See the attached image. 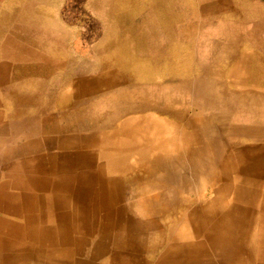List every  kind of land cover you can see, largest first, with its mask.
Returning a JSON list of instances; mask_svg holds the SVG:
<instances>
[{
  "label": "rangeland",
  "instance_id": "374dc122",
  "mask_svg": "<svg viewBox=\"0 0 264 264\" xmlns=\"http://www.w3.org/2000/svg\"><path fill=\"white\" fill-rule=\"evenodd\" d=\"M26 4L25 24L17 32L2 34L1 28L8 26L0 25V149L8 156L0 165V185L20 184L24 176L49 181L47 167L70 165L67 159L80 161L83 185L71 195L72 183L58 181L66 184L54 191L53 218L45 203L38 212L29 209L22 197L10 204L0 199V264L112 262L108 255L93 258L97 247L117 253L119 264H154L173 234L179 236L177 245L190 246L192 257L182 264H197L198 258L201 262L205 258V264H264V161L253 158L252 166L242 158L226 162L240 149L237 146L252 145L256 152L264 145V4L252 0H35L32 6ZM195 99L198 104L192 102ZM241 108L256 111L260 120L241 115ZM71 110L80 113L69 120L65 115ZM93 116L101 117L95 130ZM130 118L156 123L160 135L170 128L185 134V141L178 137L172 144L180 149L179 155L181 151L193 155L192 160L168 165L169 174L162 178L148 177L137 167L122 173L114 171L115 165L97 167L93 160H98L100 150L115 148L119 122ZM196 118L208 122L210 131L195 129L191 121ZM256 127L262 129L258 135L253 131ZM104 134L110 136L105 144L90 143ZM151 139L142 140L150 143ZM210 156L215 159L212 170ZM155 194L162 198L151 201L152 206L165 207L163 214L176 213V219L178 213L215 198L217 213L230 207L235 230L223 246V259L213 257L207 243L200 249L192 244L201 238L197 235L201 229L191 223L194 216L182 214L184 228L169 232L168 223L173 222L168 216H150L137 207ZM231 196L237 198L232 201ZM110 197L118 210L103 227L110 231L109 226H117L115 245L104 240L99 246L87 242L74 246L39 233L48 230L50 219L52 231H64L69 227L64 205L78 203L86 209L75 208L78 217L75 223L70 221L71 227L79 232L88 228L92 239L102 229L101 216L87 208ZM81 219L90 222L78 225ZM181 232L191 241H181ZM205 232L210 233L208 228Z\"/></svg>",
  "mask_w": 264,
  "mask_h": 264
},
{
  "label": "bare ground",
  "instance_id": "6f19581e",
  "mask_svg": "<svg viewBox=\"0 0 264 264\" xmlns=\"http://www.w3.org/2000/svg\"><path fill=\"white\" fill-rule=\"evenodd\" d=\"M228 37L230 38V36H228ZM228 39L226 41L227 44L230 43V41ZM108 99H110V98H108ZM133 99H135V98H133ZM195 100H193L192 102L195 104H198L199 100H197V99H195ZM104 101H101V103ZM86 106H87V108H85V109H88L89 107H88L87 102H86ZM246 111L248 113L243 111L241 108V112H242L241 115L249 116L250 118H254V119L260 118L257 115L256 111H254L250 108H247ZM79 113H80V111L76 112L74 110H71L65 116H66V118L71 120L73 118V116L78 117L77 115ZM82 115H83V112H82ZM92 118L93 119H92L91 128L93 130H95L96 126H98V124L100 122L101 117L93 116ZM196 120H197V118L191 121V123H193V126L195 127V129H197L199 132L200 131H204V132L210 131V127L208 128V122H206L203 119H199L197 121ZM133 121H135V120L133 118H130L129 120L119 122L118 131L120 133L119 134L120 136H118V135L116 136V140L114 141L115 148L109 152H104L103 150H100V154H98V158H97L98 160L97 161L93 160L94 162H97L96 163L97 167L100 168V166L107 167V166L115 165L116 167L114 168V171L117 173H122V171L124 169L127 170V169H130L131 167H137L138 169H142V172H145L148 177H153V176L157 177V175H160V177L162 178V177H165L169 174L168 165L173 164L175 162H179L181 164V160H185V162L192 160L193 155H189L187 157L186 155L182 154V151H181V154L179 155L177 153V151L180 149L175 148L172 144L174 139H177V141H178V137L180 139L182 138L181 139L182 141H185L187 138V136L185 134L182 136L181 132L175 133L170 128V129H168V134L160 135L161 132H160L159 128L157 127L158 125H156V123L153 124L151 121H146V120H145V122L143 121L142 123L133 122ZM248 128L251 129L249 126H248ZM253 131H254L255 135H258L260 133L259 131H262V129L259 127H256V128H254ZM109 137H110L109 135L104 134L103 139L93 138V139H91L90 143L93 146L99 147L100 143L103 142V144H105L104 142H108ZM150 138H153V140L151 139L152 141L150 143H147V141L145 142L142 140V139H150ZM175 145H177V144L175 143ZM183 145H186V144H183ZM217 145H218V143L215 144V146H217ZM237 147H239L240 149L234 153L233 157L230 156L229 159L226 157V160H227L226 162H228L229 164L240 162L241 161L240 158H242V162L249 160V166H252L251 164L255 163L253 158H257V159L260 158L261 161H264V145H261L260 146L261 150L256 151V152H255L256 148L252 145H245V146L240 145ZM184 152H187V151H184ZM5 153H6L5 151L0 149V165H4L5 162L8 161V158H7L8 156H7V154L5 155ZM38 156H35L36 158L34 157L33 160L38 161L39 160ZM202 156L203 155H201V160H204L205 158H203ZM4 157H6V158H4ZM213 157L214 156H210L209 161H208L210 163V170H212L213 161H215V159ZM79 158H80V155H79ZM25 160L27 161V159H25ZM33 160H32V158H30L29 161H33ZM67 160H69L70 165H68V164L62 165L61 168L52 167L53 165L50 167H47L48 175H47L46 179H48L49 181H42V180H40V178H38L36 176H34V178H32V179H28L27 176H24L22 179V182L20 184L18 183V181L17 182H13V181L8 182L7 181V183L1 184L0 185V196H1L0 199L2 201H5L7 204H10V203H13L15 200L24 198L26 206L29 207V209L36 210L38 212H41L42 203H45L48 210H50V216L49 217L53 218L52 210L54 209V201H53L54 200V197H53L54 191H56V190L58 191L61 188L64 189V186H61V184L62 185L66 184V182H58V181H62V180L66 181L67 180V181H69L68 183H72V185H69V188H71L69 190L71 195L75 194L74 193L75 187L83 185V183L79 181V175L84 174V172L81 170L83 166L80 167L81 166L80 161L77 162L78 160H76V159L75 160L74 159H67ZM56 162H57V160H56ZM203 162H207V161H203ZM27 163L28 164L30 163V165H31V162H27ZM49 165H51V164H49ZM19 166H21V165H19ZM37 166H34L35 167L34 169L37 170L38 169ZM242 166H243V163H242ZM231 167H234V165H231ZM65 170H68L70 172L66 173ZM79 170H81V171H79ZM233 170H236V169H233ZM237 170H239V169H237ZM241 170H243V173H245L247 171V167H245L244 169H241ZM35 172H37V171H35ZM35 172H33V174H35ZM57 172H61V173L58 174ZM52 174H55L54 177L52 176ZM201 175H202V173H201ZM133 177H135V176H133ZM90 178L91 177H88V179H90ZM231 178H232V180H234L233 176ZM234 178H236V177H234ZM51 179L56 180V181H54V182L50 181ZM57 182H58V184H56ZM87 184H90V183H87ZM104 186H105V184L103 185V187ZM182 188L186 189L187 185H182ZM11 189H18L19 191H18V193H13L11 191ZM91 193H93V192H91ZM41 194H43L44 196H41ZM222 195L223 194H219L216 196L221 197ZM234 195L239 197L237 193H234ZM225 196H227V195H225ZM160 197L162 198V196H159L156 194L149 196L148 198H146V199L142 200L140 203H138L137 207L140 210L146 212L147 214H150V216H156V215L157 216H164V217L168 216L167 218H170V221L173 222L172 225H170L168 223V227H169L168 231L169 232H173L174 228H176V229L181 228V230L184 228V224H182V223L180 224L181 218H182L181 216H184L187 214H189V217L194 216L193 222H191V223H194L193 228H200L201 229L200 230L201 232H199L197 234L201 238L198 240H195V242L192 244L196 245V247H197L196 249H200L203 246H205L204 245L205 243H207V245L209 244V246H210V251L214 254L213 257L216 256L219 259H223V255H224L223 254V250H224L223 246H226L229 243L228 238L233 236L234 230H235V225H234L235 224V222H234L235 216H234V211L229 209L230 205L229 206L227 205L229 207L228 210H224V212H223V208H226V206H225L222 208L221 213H217L218 211L215 208L217 202H215V200H216V198H215L214 200H211L210 202H206L204 204L197 205L195 208H192V210L190 208L187 211H182L181 214L178 213V219H176V217H174L175 215H177L176 213H174V214H172V213L163 214V213H166V211L164 210L165 207L159 208V207L152 206L151 201L156 202L157 200L161 199ZM237 197L231 196V200L233 201ZM78 200H80V199H78ZM99 201H102V205L99 204V205L94 206V203H95L94 202L93 204H91L90 208H87V210L93 211V212L99 214L98 216H101L99 221L102 223V229H99V231L97 230L98 231L97 235H94L92 239L88 237V231H89L88 228L79 232V231H75V229L73 230L71 227V223H73V222L75 223V220L78 217V212L83 211V210L85 211V209H86L84 207L80 208V206H77L78 203H76V206L75 205L68 206L67 204L64 205V209L66 210V212H64V213H65V216L68 217L67 224L69 226V227H66L64 229V231L59 232V233H56V231H54V230L52 231L51 225H53V221H52V219H50V221H46L47 226H48L47 227L48 230L47 229L42 230V231H39V233H43V234L47 235L48 237L55 235L58 242L60 241L61 243L68 244V245H74V246H78V245H81L82 243H86V242L92 243V245H98L99 246V245H101V243L104 242V240H108L113 245H115V241L118 238V236L116 235L117 232L115 231V229H117V226L116 225L109 226L110 231H108V229L104 228V227L106 226V222L109 220L111 214L115 210L117 213L118 208L117 207L114 208V206L116 205L115 204L116 201L114 198H111V197L109 198L108 201H105V199H99ZM224 201H222V202H224ZM232 201H230V202H232ZM161 204H163V202H161L160 205ZM221 206L219 205V207H221ZM75 208L78 212H74ZM73 213H75V214H73ZM97 214H96V216H97ZM182 214H184V215H182ZM79 215L81 216L80 213H79ZM93 216H94V214H93ZM93 219H94V217L91 218V221H93ZM70 221H71V223H70ZM151 221H152V219H151ZM88 222H90V221H88ZM88 222L85 219H81V220L76 221V223L78 225L83 224V226H85V225L87 226ZM184 222H187V221H184ZM103 225H104V227H103ZM154 226H157V225L154 224ZM206 228H208L210 233L205 232ZM39 229H40V227H39ZM182 234L183 233L181 232V238H184V239L180 238L181 241H185V242L191 241L189 239V237L183 236ZM178 237L179 236L175 235V234H173L170 237V240H169L170 244L167 245V247L161 252V254L159 255V257L157 258V260L155 261L154 264H182L184 258L186 259V258L192 257V255L190 256V251H189L190 248H188L190 246L187 247L188 243H181V246H179L180 243H179V245H177L176 242L178 241ZM94 243H96V244H94ZM207 248H208V246H207ZM106 255H108L110 257V259L112 260V262L106 263V264H119L118 261H116L117 257H118L117 253H113V252L110 253V252L105 251V250H99L98 247L96 249H94V251H92V257L93 258L97 257V256H106ZM254 255H256V253ZM236 257L237 256H235V258ZM129 261H130V259H129ZM202 261L203 262H201L199 258H198V260H196L197 264H205L207 260H205V258H204V260H202ZM244 261H245V259H244ZM253 262H254V260H253ZM257 263L258 262H256V264ZM239 264H240V262H239Z\"/></svg>",
  "mask_w": 264,
  "mask_h": 264
},
{
  "label": "crops",
  "instance_id": "0c3cea01",
  "mask_svg": "<svg viewBox=\"0 0 264 264\" xmlns=\"http://www.w3.org/2000/svg\"><path fill=\"white\" fill-rule=\"evenodd\" d=\"M27 1L30 3L29 6H32L31 3L32 1H35V0H0V25L8 26V28H5V27L1 28L2 34L5 33V31L8 32L9 34H10V31H14V30L15 32H17V30H19L17 29L19 28V25L21 23L25 24L23 10L27 7V4H26ZM252 1L259 3V4H264V0H252ZM10 25H13L16 27L10 30L9 28Z\"/></svg>",
  "mask_w": 264,
  "mask_h": 264
}]
</instances>
